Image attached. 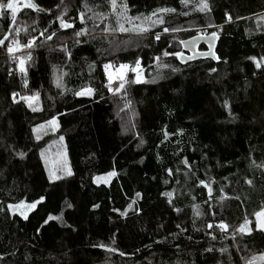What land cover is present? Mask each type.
Here are the masks:
<instances>
[{
	"label": "trees",
	"instance_id": "obj_1",
	"mask_svg": "<svg viewBox=\"0 0 264 264\" xmlns=\"http://www.w3.org/2000/svg\"><path fill=\"white\" fill-rule=\"evenodd\" d=\"M32 2L45 11L20 3L15 22L7 10L0 15V39L8 36L0 45V264H264V231L254 224L250 234L237 231L264 206V65L249 59L264 57V0H207V12L196 10L199 0H126L146 33L110 28L117 18L108 0ZM157 8L176 11L158 14L164 24L152 26L143 17ZM61 13L73 27L60 28ZM214 31L219 59L190 58L180 41ZM30 38L31 48L9 55L8 43ZM137 58L141 70L162 77L128 78L110 92L104 64L135 67ZM54 72L66 73L62 87ZM88 87L90 96L75 95ZM33 94L36 101L20 99ZM52 117L55 130L46 123ZM55 141L72 174L50 181L46 154ZM40 197L27 219L9 210ZM49 215L60 219L44 224Z\"/></svg>",
	"mask_w": 264,
	"mask_h": 264
},
{
	"label": "snow or ice",
	"instance_id": "obj_2",
	"mask_svg": "<svg viewBox=\"0 0 264 264\" xmlns=\"http://www.w3.org/2000/svg\"><path fill=\"white\" fill-rule=\"evenodd\" d=\"M189 0H180V3L182 6H187ZM20 3H23V6L26 7V8H30L32 9L33 11H37V12H40V11H45V9L43 8H40L37 4L33 3L32 0H7V2H3V0H0V15H2L4 13V10H7L9 13H11V20L13 22L16 21V16H17V13L18 11L20 10L19 9V4ZM108 4L109 6L111 7V9L113 10V14L116 16L117 18V28L114 29L116 31H120V32H128V31H136L138 33H146L149 31V28L148 27H145L143 25H134L132 23L133 20L135 19H140V17H130L128 16V4L126 2V0H121V3H117V0H108ZM84 7L88 10V11H91V9H88L87 7V4L84 5ZM119 8V11H116V9ZM196 10L200 11V12H207V11H210V6L207 2V0H199V3L196 5ZM176 10L174 8H157L155 9L151 14H149L148 16L146 17H143V20L144 21H148L151 23L152 26H155L157 24H160V25H163L164 24V20L162 18V16H159L158 14H161V13H173L175 12ZM184 15H187V13H182ZM64 15V13H61L60 16H57L56 19L59 21V24H60V28L62 29H67V28H71L73 27L72 24L68 23L66 20L62 19L61 17ZM225 16L227 17V21L230 22L231 20V17L228 15V13H225ZM79 17L81 19V23L84 22V13L81 12L79 13ZM153 17H157L156 19H152ZM122 21H126L130 27H125L124 26V23H122ZM209 27H212V25H208ZM11 27V25H10ZM20 28L17 27L16 28V32L17 34L20 32ZM105 31H108V27L105 26ZM182 29H179V28H168V27H164L163 28V31L165 33H168V32H177V31H181ZM86 32V29L84 28H81L79 31H76L75 32V35L77 37L85 34ZM53 35H55V33H53ZM211 36V39L209 41V50L208 52L206 53H200V55H204V56H211L213 59H219L215 52L212 51V42L215 41V39L217 38V33L214 31L210 34ZM204 39H209L208 36H204L203 37ZM47 39H52V36H48ZM155 39L156 40H159L160 39V33H156L155 35ZM8 40V36L5 35L3 39H0V45H3L5 43V41ZM33 40L34 38H30L28 40V42L26 44H21V42L17 39H13L10 43L7 44V52L9 53V55L11 56V54H13L14 52H17L19 51L21 48H31L33 46ZM80 41H77V43H79ZM195 42V37L193 38L192 40V43L194 44ZM181 45L182 46H187L189 44V41H180ZM66 51V49H65ZM169 55H173L175 56L177 59H180V60H183V53L182 52H174V53H170L168 51H164L163 52V56H169ZM19 63L17 65V69L19 72L21 73H26V69L24 67L25 65V58H20V57H17L16 58ZM159 57H156V60L159 61ZM249 59L253 60L254 63H256V67L257 68H260L262 65L261 63L259 62H256V58L255 57H249ZM261 60H264V57L261 58ZM160 67H168V65L166 64H160ZM104 68L106 70V75L108 76V80H109V85H106V87L109 88V91H116V92H119L121 88L124 87V84H123V81H124V72L126 70H130L132 72H135L137 75H136V81L137 83L141 82L142 80V76L140 74L141 72V69H140V59L137 58L136 61H135V67H129L128 64H121L120 65V68L117 70L118 73H119V79L121 81V84H120V87L118 88H115L113 89L110 84H111V81H112V75L110 73L107 72V70L110 68V65L109 64H105L104 65ZM173 71H177L178 69L176 68H173L172 69ZM211 71L215 72L216 69H211ZM63 75H66V73H62L61 76H55V72H54V83H56L57 87H62V77ZM23 79V83L25 85V87L27 86V80ZM93 92V89L88 87V88H84L80 91H77L75 92V95L76 96H82V95H87V96H90ZM19 95L18 93H13L12 96H13V102L15 103V97ZM21 100L25 101V102H30V101H36L38 99V94H33L31 96H21L20 97ZM31 106V105H30ZM127 107V105H125ZM224 107L227 108L228 107V102L225 101L224 102ZM37 110L35 107H33V111ZM47 124H50V125H53V130H55V127L57 126V122H56V117H52L51 120L47 121L46 122ZM38 127H43V125H40ZM33 132H36V128H33ZM167 135L168 133L165 132V138H167ZM37 139H40L39 136L36 137ZM61 141L63 140V137L60 138ZM141 143H143V141H141ZM17 155L23 157L24 153L20 152V153H17ZM42 158H43V153L41 154ZM184 163L187 165V161L185 160ZM169 171V174L171 175V170H168ZM67 174L68 175H71V170L69 169L67 171ZM108 176H113L115 175L114 172H109L107 174ZM62 177L59 175V174H56V173H53V172H49V180L50 181H54V180H59L61 179ZM247 183H251V181H246ZM201 184H204V181H201ZM205 187H208V185H205ZM209 194H211V188H209ZM137 196H139L140 194L137 193L136 194ZM162 195H166V196H169L171 197L172 196V193L168 192V193H163ZM224 197H221V199H223ZM44 200V197H40L39 200L37 201H33L32 203H25L23 200H21L18 204H15V205H9V210L12 211V210H16V211H19V214L27 219V212L33 210L36 208L37 204H39L41 201ZM68 207H71V205H68ZM128 207H132V205L130 204ZM194 213L196 215H199V210L198 208H196V206H194ZM123 215V213H121ZM255 217H256V229L257 230H260V231H264V209H262L261 211H258L256 212L255 214ZM53 219H57L59 220L60 217H54L52 215H49L48 218L46 220H44V224H47L49 222V220H53ZM250 222L248 221L247 218H245V222L243 224H241L239 226V228L237 229V231L241 232V233H246V234H250L252 229L248 227V224ZM208 228H212L213 225L211 223H209L207 225ZM218 228H220L221 230H224L226 231L227 230V225L223 222L219 223L217 225ZM214 238V237H213ZM211 250V249H209ZM221 251H226L225 249H221ZM256 258H253V260H250L248 262V264H253V261L255 260ZM259 260L260 261H264V254H262L260 257H259Z\"/></svg>",
	"mask_w": 264,
	"mask_h": 264
},
{
	"label": "rangeland",
	"instance_id": "obj_3",
	"mask_svg": "<svg viewBox=\"0 0 264 264\" xmlns=\"http://www.w3.org/2000/svg\"><path fill=\"white\" fill-rule=\"evenodd\" d=\"M87 17L90 18L93 22H96V21L99 22V21L102 20L103 15L102 14H91V15H88ZM109 27L113 28V29H116L117 28V22L116 23H112L111 25H109ZM256 62H259V63H261V65H264V60H261V58H256ZM106 64L110 65V68L107 70V72L112 75L111 83L115 82L118 85L117 87H120L121 81L119 79V73H118L117 70L120 68L121 64H117V65H112L110 63H106ZM153 64L155 66L158 64V61L156 60V57L154 59V63ZM129 67L131 68V66H129ZM104 72H105V75H106L105 68H104ZM129 72L132 73V75L130 77H129ZM140 74L142 76V80L141 81H151V82H153V81L159 80L162 77V73H161L160 70L155 75H150V73L147 74V72H145L144 70H141ZM136 75L137 74L135 72H132L130 70H126L124 72V81H123V83L125 81H127L128 78L130 80H132V81H136ZM148 75H150V77H148ZM106 78H107V81L109 83L107 75H106ZM54 143H55L54 145H51V146H49L47 148V154H46L47 155L46 156L47 164L49 165L50 172H53V173H56V174L66 173L67 172V163H66V159H65L64 153L62 151H59L60 150V146L58 144V141H55ZM98 180H102V179H98ZM262 209H264V206L258 211H261ZM248 221L250 222L248 224L249 228H251V226L253 224H254L253 225L254 228H256V217H255V215L251 219H249ZM243 223H241V224H243ZM239 226H240V224L237 226V229L239 228Z\"/></svg>",
	"mask_w": 264,
	"mask_h": 264
},
{
	"label": "water",
	"instance_id": "obj_4",
	"mask_svg": "<svg viewBox=\"0 0 264 264\" xmlns=\"http://www.w3.org/2000/svg\"><path fill=\"white\" fill-rule=\"evenodd\" d=\"M211 34V33H210ZM210 34H208V35H203V36H200V37H195V42H194V44L192 43V40H193V38H190V39H187V40H184V41H189V44L187 45V46H183L185 49H187V50H189L190 51V58H192V59H196V58H198V57H205L204 55H200V53H206V52H208V51H205V52H197L196 51V45H197V43L200 41V40H203V41H205V43L208 45V47H209V41H210V39H211V36H210ZM204 36H208L209 37V39H204L203 37ZM217 42H218V35H217V38L215 39V41L214 42H212V51L214 52V49H215V47H216V45H217ZM209 50V49H208ZM210 57V56H209ZM15 212H17L16 210H14Z\"/></svg>",
	"mask_w": 264,
	"mask_h": 264
}]
</instances>
